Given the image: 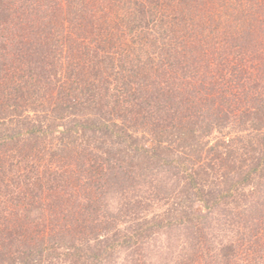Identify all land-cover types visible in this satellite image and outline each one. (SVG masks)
<instances>
[{
  "label": "trees",
  "instance_id": "16d2710c",
  "mask_svg": "<svg viewBox=\"0 0 264 264\" xmlns=\"http://www.w3.org/2000/svg\"><path fill=\"white\" fill-rule=\"evenodd\" d=\"M0 264H264V0H0Z\"/></svg>",
  "mask_w": 264,
  "mask_h": 264
}]
</instances>
